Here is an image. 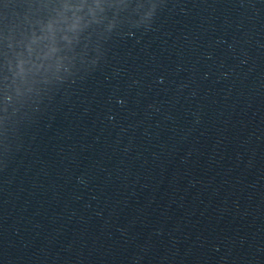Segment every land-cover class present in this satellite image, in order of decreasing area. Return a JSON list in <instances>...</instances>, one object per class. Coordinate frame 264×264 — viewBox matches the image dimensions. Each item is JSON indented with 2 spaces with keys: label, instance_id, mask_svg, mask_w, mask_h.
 I'll return each instance as SVG.
<instances>
[{
  "label": "water",
  "instance_id": "95a60500",
  "mask_svg": "<svg viewBox=\"0 0 264 264\" xmlns=\"http://www.w3.org/2000/svg\"><path fill=\"white\" fill-rule=\"evenodd\" d=\"M0 264H264V0H0Z\"/></svg>",
  "mask_w": 264,
  "mask_h": 264
}]
</instances>
